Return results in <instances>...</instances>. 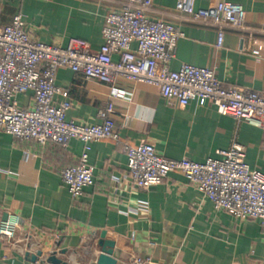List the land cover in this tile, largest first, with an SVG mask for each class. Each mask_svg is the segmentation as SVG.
I'll use <instances>...</instances> for the list:
<instances>
[{"label":"crops","instance_id":"obj_1","mask_svg":"<svg viewBox=\"0 0 264 264\" xmlns=\"http://www.w3.org/2000/svg\"><path fill=\"white\" fill-rule=\"evenodd\" d=\"M222 1L243 7L246 29L226 30L221 49L216 29L190 22L176 11L177 0H152L147 16L184 34L170 70L177 72L185 64L213 69L224 88L264 93V0H197L196 9L213 10ZM111 10H121L120 3L0 0V26L21 14L36 42L66 48L71 39H79L98 51ZM56 86L68 94L56 101L71 104L69 123L101 125L99 112L113 105L108 119L117 139L91 144L87 164L94 184L73 200L61 172L80 164V141L63 148L0 132V228L8 220L18 222L14 237L0 235V264H46L52 253L68 264H97L102 233L105 242L114 243L116 264H133L138 257L150 264H264V220L243 222L215 211L179 172L147 192L133 189L125 150L147 143L167 159L203 162L219 159L218 152L238 143L249 168L264 175L262 129L220 115L206 100L182 108L145 84L118 80L107 85L60 68ZM17 101L28 108L31 95ZM38 253L36 263L28 260Z\"/></svg>","mask_w":264,"mask_h":264},{"label":"built area","instance_id":"obj_2","mask_svg":"<svg viewBox=\"0 0 264 264\" xmlns=\"http://www.w3.org/2000/svg\"><path fill=\"white\" fill-rule=\"evenodd\" d=\"M108 2L115 0H105ZM121 10H111L102 30L103 45L93 51L90 44L71 39L66 48L34 41L26 29L23 16H14L9 25L0 26V132L21 141L67 148L72 140L84 145L80 164L61 172V178L73 200L81 199L94 184L88 166L91 144L116 140L108 115L113 105L99 112L101 125H77L66 121L71 104L67 92L56 86L60 68H68L86 81L113 85L118 80L155 87L162 99L180 107L194 100H206L220 115L247 123L264 132V93L224 88L215 71L183 65L179 71L169 68L175 58L182 30L147 14L152 0H116ZM197 0H177L176 11L190 22L214 27L217 48L224 45L226 30L245 31L246 12L239 4L222 1L213 10L196 9ZM118 60L114 61L113 58ZM31 95L32 103L21 108L17 98ZM114 98L117 94L113 93ZM129 183L137 191L147 192L161 184L170 173H181L214 210L238 221L264 220V175L245 163V150L238 143L218 152L219 159L193 162L171 160L161 156L154 146L142 143L126 147ZM18 222H5L0 235L14 237ZM133 264H150L136 258Z\"/></svg>","mask_w":264,"mask_h":264},{"label":"water","instance_id":"obj_3","mask_svg":"<svg viewBox=\"0 0 264 264\" xmlns=\"http://www.w3.org/2000/svg\"><path fill=\"white\" fill-rule=\"evenodd\" d=\"M106 234L102 233L101 240L99 242V246L101 247V254L98 257L97 264H116V260L113 258V242H105ZM66 254V251L60 253V255ZM41 256V253H38L36 256H31L28 260L32 263H36L38 261V257ZM46 264H68L64 262L62 259L58 257L57 253L50 254L45 259Z\"/></svg>","mask_w":264,"mask_h":264}]
</instances>
